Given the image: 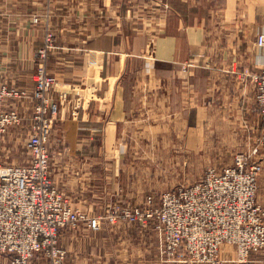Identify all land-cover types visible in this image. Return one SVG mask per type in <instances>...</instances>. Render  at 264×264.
<instances>
[{
  "label": "crops",
  "instance_id": "obj_1",
  "mask_svg": "<svg viewBox=\"0 0 264 264\" xmlns=\"http://www.w3.org/2000/svg\"><path fill=\"white\" fill-rule=\"evenodd\" d=\"M47 31L45 66L56 77L50 95L59 104L50 174L88 211L103 212L114 198L136 204L158 196L197 163L222 169L231 162H223V146L261 128L251 74L264 68L257 44L264 0H0V87L32 90ZM34 103L4 102L28 129L26 149ZM102 225L76 240L65 264L138 257L126 232L116 238ZM45 260L38 254L30 264Z\"/></svg>",
  "mask_w": 264,
  "mask_h": 264
},
{
  "label": "built area",
  "instance_id": "obj_2",
  "mask_svg": "<svg viewBox=\"0 0 264 264\" xmlns=\"http://www.w3.org/2000/svg\"><path fill=\"white\" fill-rule=\"evenodd\" d=\"M32 21L38 22L39 17L33 15ZM51 43L52 34L47 31L36 51L32 90L0 87V138L21 123L16 109L5 108V99L29 98L35 102L27 140L28 160L24 164H0V264H5L6 258L7 264H30L38 254L45 257L44 264H63L66 253L58 245L59 232L76 224L80 217L49 169L48 141L59 110L50 95L56 77L45 66ZM257 44L264 46V33L257 36ZM251 80L264 144V68L251 74ZM256 153L257 147L249 154H236L222 169L206 168L198 180L163 192L155 205L149 197L143 208L125 210L123 217H138L146 227V219L156 216L165 251L171 256L183 251L195 260L219 264L222 246H229L236 260L245 262L264 249V208L256 199L262 166L254 159Z\"/></svg>",
  "mask_w": 264,
  "mask_h": 264
},
{
  "label": "rangeland",
  "instance_id": "obj_3",
  "mask_svg": "<svg viewBox=\"0 0 264 264\" xmlns=\"http://www.w3.org/2000/svg\"><path fill=\"white\" fill-rule=\"evenodd\" d=\"M19 126V127H18ZM14 128L12 126L9 130L0 138V164L6 163H21L26 162L29 158L27 149L25 148V141L27 137L26 128L23 124H19ZM240 133V132H238ZM245 131H242V134H237V139L242 138L243 143L240 144L239 141L237 144L233 143V146L226 148L223 146V162L231 161L233 157L238 153L249 154L256 147L258 148V153L254 155V159H257L261 163V172L258 176L257 182V191L260 188V180L262 174L264 173V144H261V128L258 130V133L255 135H246ZM244 134V136H243ZM235 137V135H234ZM224 142V141H223ZM223 145H226L223 143ZM237 146V147H236ZM199 160V158L197 159ZM230 162V163H231ZM219 168L220 166L209 165H201L197 163L193 170V174L188 177V175H180L179 180L173 187L164 190L168 191L172 188H175L179 185H183L186 183H191L198 180L204 170L206 168ZM63 192V191H62ZM161 192L158 196L149 194L147 195L142 203H122L118 199H113L103 212H92L85 209L83 206L86 204L78 203L74 204L73 199L64 193L65 199L69 206L79 214V220L76 224H72L70 226H66L62 228L59 232L58 236V245L65 251V260L63 264H65L67 253L75 252L76 248V240L83 241V239L87 237H91L92 232H97L101 230L102 224L109 225L111 227V233L116 234V238L119 236V233L126 232V237H131L132 240V253L136 259L130 260L129 264H207L205 262H201L191 258L186 252L180 251L177 255H169L165 251L164 248V238L160 227L157 224V217L152 216L148 217L146 221H148V225L143 227L141 224V219L133 218L132 216L123 217L124 211L128 210L129 212L134 211L137 208H143L146 205L147 199L151 198L152 204H157ZM256 199L259 205L263 208L264 206L259 202V198ZM155 210V208H152ZM126 218V219H125ZM113 222H112V221ZM126 228L125 231H123ZM123 238V235H121ZM63 242H68V247L64 246ZM118 253H123V248L117 250ZM141 258V259H138ZM260 260L262 264H264V249L259 253L252 254L247 261L238 262L236 260V255L233 248L229 246H222L221 249V259L219 264H250L249 262L253 259ZM76 264V261L72 262ZM116 264H124L123 261H117Z\"/></svg>",
  "mask_w": 264,
  "mask_h": 264
},
{
  "label": "trees",
  "instance_id": "obj_4",
  "mask_svg": "<svg viewBox=\"0 0 264 264\" xmlns=\"http://www.w3.org/2000/svg\"><path fill=\"white\" fill-rule=\"evenodd\" d=\"M252 255V254H251Z\"/></svg>",
  "mask_w": 264,
  "mask_h": 264
}]
</instances>
